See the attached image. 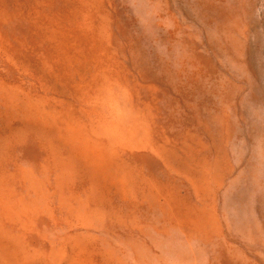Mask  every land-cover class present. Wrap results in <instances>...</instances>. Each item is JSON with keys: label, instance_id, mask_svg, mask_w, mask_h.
I'll list each match as a JSON object with an SVG mask.
<instances>
[{"label": "rangeland", "instance_id": "obj_1", "mask_svg": "<svg viewBox=\"0 0 264 264\" xmlns=\"http://www.w3.org/2000/svg\"><path fill=\"white\" fill-rule=\"evenodd\" d=\"M0 264H264V0H0Z\"/></svg>", "mask_w": 264, "mask_h": 264}]
</instances>
